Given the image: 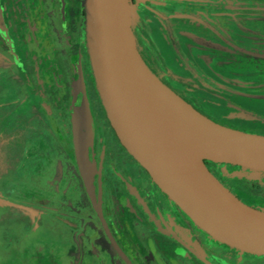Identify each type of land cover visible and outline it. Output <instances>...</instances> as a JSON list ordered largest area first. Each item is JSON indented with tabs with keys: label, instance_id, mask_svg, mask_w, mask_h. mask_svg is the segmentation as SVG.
Masks as SVG:
<instances>
[{
	"label": "flooded vegetation",
	"instance_id": "obj_1",
	"mask_svg": "<svg viewBox=\"0 0 264 264\" xmlns=\"http://www.w3.org/2000/svg\"><path fill=\"white\" fill-rule=\"evenodd\" d=\"M129 1L163 84L222 126L264 125L239 117L264 119V0ZM86 22L85 0H0V264H264L210 240L122 143Z\"/></svg>",
	"mask_w": 264,
	"mask_h": 264
},
{
	"label": "water",
	"instance_id": "obj_2",
	"mask_svg": "<svg viewBox=\"0 0 264 264\" xmlns=\"http://www.w3.org/2000/svg\"><path fill=\"white\" fill-rule=\"evenodd\" d=\"M85 9L96 86L122 143L210 240L240 258L264 256V207L243 202L206 165L264 184V135L212 121L163 84L138 52L129 0H85Z\"/></svg>",
	"mask_w": 264,
	"mask_h": 264
},
{
	"label": "trees",
	"instance_id": "obj_3",
	"mask_svg": "<svg viewBox=\"0 0 264 264\" xmlns=\"http://www.w3.org/2000/svg\"><path fill=\"white\" fill-rule=\"evenodd\" d=\"M206 165L211 172H213L220 179H222L227 185V187L246 204L255 207L264 206V194L261 192H257L256 190L257 188H261L258 182L247 181L245 179L240 180L234 178H227L222 174V165H217L209 161H206ZM228 168L230 170H235L238 167L228 165Z\"/></svg>",
	"mask_w": 264,
	"mask_h": 264
},
{
	"label": "rangeland",
	"instance_id": "obj_4",
	"mask_svg": "<svg viewBox=\"0 0 264 264\" xmlns=\"http://www.w3.org/2000/svg\"><path fill=\"white\" fill-rule=\"evenodd\" d=\"M254 122V121H253ZM255 126V127H254ZM233 129H237V130H241V131H245V132H250V133H256V134H259V135H264V125L262 126L261 124H255V125H253L252 123H250V122H248V123H242V122H234V124H233ZM217 176V175H216ZM218 177V176H217ZM219 178V177H218ZM219 180L225 185V186H227L226 184H225V182L222 180V179H220L219 178ZM259 185H260V187L261 188H257L256 190H257V192H261V193H263L264 194V184H261V183H259ZM231 191V190H230ZM232 192V191H231ZM233 193V192H232ZM236 195V194H235ZM237 196V195H236ZM240 199V198H239ZM243 201V200H242ZM0 202H2V203H5L6 202V199L2 196V195H0ZM244 202V201H243ZM7 203V202H6ZM250 206H252V205H250ZM3 207H5V208H8L9 210H10V207L9 206H3ZM255 207V206H254ZM264 207V206H263ZM256 208H262V207H256ZM9 210H7L8 212H10ZM11 214H12V217H17V216H20L21 214L17 211L16 213H15V211L14 212H10ZM2 222V221H1ZM0 222V223H1Z\"/></svg>",
	"mask_w": 264,
	"mask_h": 264
}]
</instances>
